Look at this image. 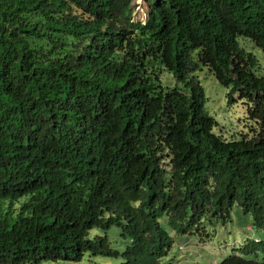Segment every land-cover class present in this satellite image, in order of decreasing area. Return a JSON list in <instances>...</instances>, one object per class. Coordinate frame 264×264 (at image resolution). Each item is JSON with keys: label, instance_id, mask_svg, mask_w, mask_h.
Masks as SVG:
<instances>
[{"label": "trees", "instance_id": "16d2710c", "mask_svg": "<svg viewBox=\"0 0 264 264\" xmlns=\"http://www.w3.org/2000/svg\"><path fill=\"white\" fill-rule=\"evenodd\" d=\"M134 1L0 0V264H168L170 234L209 241L236 206L251 222L220 264H264V77L238 43L264 52V0H145L146 25ZM203 67L251 135L214 133ZM114 226L119 256L90 236Z\"/></svg>", "mask_w": 264, "mask_h": 264}, {"label": "rangeland", "instance_id": "374dc122", "mask_svg": "<svg viewBox=\"0 0 264 264\" xmlns=\"http://www.w3.org/2000/svg\"><path fill=\"white\" fill-rule=\"evenodd\" d=\"M138 3L144 6V10L147 9L145 2L136 0L135 4ZM238 43L242 49L256 58L258 66L255 68V72L258 76L264 77V52L249 39L238 37ZM159 77L164 87L179 86L172 74L162 66H160ZM196 77L204 90L205 109L217 123L214 133L229 141L240 139L243 135H251L252 123L247 120L248 108L244 101L239 99L238 93L232 88L221 85L206 67L198 70ZM232 97L236 98L235 102L231 101ZM231 215L232 221L226 226L219 227L214 237L209 241L199 243L197 238L188 236V242V239L183 236L170 234L173 244L167 253L165 262L168 264H220L231 256L234 250L236 253L233 254L238 255L239 245L247 236L246 231L249 228L251 218L244 215L238 206L233 208ZM162 223L167 232L173 233L167 222L162 221ZM96 235L108 236L111 248L119 252L116 256L121 255L129 244V240L121 236V230L116 226L111 227L107 234L102 229L92 230L90 236L95 237ZM120 262L121 258L86 257L80 264H119ZM43 264L55 263L44 262Z\"/></svg>", "mask_w": 264, "mask_h": 264}, {"label": "clouds", "instance_id": "9594fccd", "mask_svg": "<svg viewBox=\"0 0 264 264\" xmlns=\"http://www.w3.org/2000/svg\"><path fill=\"white\" fill-rule=\"evenodd\" d=\"M135 2L136 1H134L133 2V5H134V11H133V13H132V16H131V19H130V21L132 22V23H139V24H141V25H146V23L148 22V15H149V7H148V5H147V3L145 2V0H144V2H145V4H146V8L147 9H143V5L141 4H135ZM138 8V9H137ZM188 242H189V240H188ZM199 243H201L200 241H199ZM183 249V248H182ZM234 252L236 253V250H234ZM233 252V253H234ZM253 254H250V257L252 256ZM258 257V256H257ZM260 257V256H259ZM258 257V259H260ZM261 261V260H260ZM213 264V263H212Z\"/></svg>", "mask_w": 264, "mask_h": 264}, {"label": "water", "instance_id": "95a60500", "mask_svg": "<svg viewBox=\"0 0 264 264\" xmlns=\"http://www.w3.org/2000/svg\"><path fill=\"white\" fill-rule=\"evenodd\" d=\"M144 2V0H142Z\"/></svg>", "mask_w": 264, "mask_h": 264}]
</instances>
